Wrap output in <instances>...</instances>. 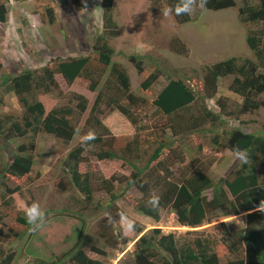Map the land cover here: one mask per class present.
<instances>
[{
	"label": "rangeland",
	"instance_id": "obj_1",
	"mask_svg": "<svg viewBox=\"0 0 264 264\" xmlns=\"http://www.w3.org/2000/svg\"><path fill=\"white\" fill-rule=\"evenodd\" d=\"M232 8L211 12L191 11V22L178 24L172 16L164 15L166 10L162 0H112L110 17L117 29V37L107 40L113 55L111 65L123 70L129 81V89L133 96L144 98L147 103L140 107H131V118L128 121L132 128L130 138L139 137L140 131L153 132L155 137L160 136L171 142V146L162 151L161 157L169 154V149L176 146L187 156L198 158L202 172L215 182L227 174L237 163L234 155L212 143L213 135H220L228 128H238L244 133H261L260 123L264 119V110L258 109L253 113L239 114L238 107L241 98L228 90L231 76L219 79L213 98L203 101L205 107L213 113H221L224 125L222 128L212 127L208 123L201 129L187 132L183 138H172L165 126L167 119L160 115L151 106L149 101L167 83L168 78H181L185 85L193 90H201V80L205 67L230 57L247 58L253 60L251 51L245 44V37L249 32H255L263 27L262 23H241L238 19L239 8L242 0H233ZM74 2L81 9L75 10ZM6 8V22L0 24V78L13 76L23 70L37 71L44 67L50 58L60 60L71 57H87L88 68L101 75L96 90L91 93L86 89V83L76 80L71 87H67L59 76L55 77L56 88H52L48 99H52L55 107L70 105L75 107L76 100L73 96H82L87 99L85 110L75 121V135L72 140L63 144L54 141L46 135L29 136L32 144V165L28 174L19 179H11L6 185L8 190L17 188L11 201L15 203L16 210H24L29 201L36 202L47 213V222L36 231L14 222V209L8 211L2 205L5 199H0V229L6 234L11 229L21 237L17 239L0 238V247L4 252H11V264H34V260L53 261L58 259L79 232L83 224L81 238L85 241L82 246L84 254L102 264H115L122 256L128 257L132 251V243L120 244L118 237L120 213H125L135 221V224L145 232L149 229H158L161 234L173 235L178 247L188 246L198 237L220 236L224 229L235 233L242 229L243 216H230L218 219L203 225L200 228L188 229L179 227L174 214L169 210L162 211L157 222L138 215L132 209L140 194L134 187H130L124 195L109 203V194L104 190L96 189L101 180L109 181L111 194L117 196L124 191V181L132 173L128 166L132 158H128L123 147L127 146L130 152L135 149L127 145L122 136L111 138L104 127L85 124L89 118L88 112L96 94H101L102 102L99 104L96 117L101 120L108 112L107 98L115 94L114 79L110 74V66L104 67L95 62L90 47L97 34L103 29L101 24L100 0H53L50 5L51 19L44 10H35L31 0H2ZM178 46L185 50V55H178L173 51ZM130 55L140 56L143 66H152L159 69L160 74L153 83L148 94L139 92L141 77L136 74L132 65L127 61ZM203 94L200 92V95ZM223 105L225 111L220 110L216 100ZM46 103V97L43 98ZM121 103L123 101L119 99ZM137 106V105H136ZM193 116L198 113V104L191 109ZM23 111L12 94L0 92V118L9 117L21 121ZM74 123V120L72 124ZM104 126V125H103ZM225 127V128H224ZM109 131V127H105ZM101 136L108 143L101 146L102 150L111 151L121 160L97 161L93 152L100 150L95 146L86 152L83 163L77 169L80 173L87 172L94 184L91 193V203L86 204L79 195L71 189L59 171V164L67 152L74 147L89 132ZM21 142L27 143L28 139L15 140L8 145L0 138V168L10 161V155L15 146ZM156 144H151L152 150ZM139 159L132 161L135 166L145 163L143 149L137 148ZM122 156L123 158H121ZM170 157V156H168ZM176 176L177 171L184 170L178 163L170 167ZM121 180V181H120ZM66 184V186H65ZM60 185H64V189ZM4 191V190H3ZM8 194V193H7ZM9 195V194H8ZM201 232V235L191 231ZM78 234V233H77ZM86 236L92 240L86 241ZM93 241V242H92ZM102 249L104 254L97 255L90 250V246ZM124 248L122 253L119 249ZM227 255L218 251V264H225ZM63 264H67L64 262Z\"/></svg>",
	"mask_w": 264,
	"mask_h": 264
},
{
	"label": "trees",
	"instance_id": "obj_2",
	"mask_svg": "<svg viewBox=\"0 0 264 264\" xmlns=\"http://www.w3.org/2000/svg\"><path fill=\"white\" fill-rule=\"evenodd\" d=\"M18 1V0H13ZM21 1V0H19ZM166 9H172L170 15L178 24L191 22L190 14L177 15L176 6L181 4V0H162ZM53 0H31L35 10H44L51 22L50 5ZM112 0H100L101 10V33L95 36L90 51L94 60L101 66H110V74L114 79L115 94L107 98V114L98 120L99 104L102 102L101 94H96L89 109V118L85 120L87 126L103 128L111 138L120 137L126 139L127 145L135 147L129 151L127 146L123 147L128 158L137 161V148L143 149L145 163L138 167L127 162L132 173L124 181V191L114 196L111 194L109 181L101 180L96 189L104 190L109 194V203L122 197L124 192L130 187H134L140 194L132 209L140 216L157 222L160 213L169 209L175 216L179 227L200 228L218 219L228 218L244 214L242 229L235 233L224 229L218 236H198L194 238L190 245L178 247L171 234H161L158 229H149L143 233L142 229L135 224V231L125 236L121 228L118 237L122 245L132 243V251L128 257L122 256L115 264H218V251L227 255L225 264H264V211H259L261 201H264V119L260 123L261 133H244L238 128H228L222 130V142L219 143L220 135H213L211 141L214 145L226 149L234 155L236 148L247 149L251 165H236L224 176L213 182L200 168L198 158L187 156L178 146L169 149V154L161 157L162 151L171 146L172 141L165 140L162 132L160 136L147 131H140L139 137L130 138L132 128L128 121L134 123L131 118V107H142L147 101L132 95L129 89V81L123 70L111 65L110 59L113 55L112 49L108 46L107 40L117 37V29L110 17ZM233 0H208L206 10L194 7L195 13L202 11H221L232 8ZM76 11L81 8L74 2ZM6 8L0 0V24L5 23ZM238 19L241 23H262L263 27L255 32H249L245 37V44L253 55V60L247 58L230 57L228 59L211 64L205 67L201 90H193L185 85L184 81L176 78H168L167 83L149 101L151 106L160 115L166 117L165 126L169 130L172 138H183L187 132L197 130L202 134L201 127L208 123L212 127L222 128L224 125L221 113L209 111L203 101L213 98L216 84L219 79L231 76L228 90L241 98L238 107L239 114H248L264 110V0H242L239 8ZM173 51L178 55H185V50L175 46ZM127 61L132 65L136 74L141 77L139 92L146 95L150 86L156 82L160 71L156 67L143 66L140 56L130 55ZM87 57H71L63 60L50 58L48 62L37 71L23 70L13 76H3L0 78V92L12 94L17 97L23 116L21 121L12 120L9 117L0 118V138L8 145L15 140L28 139L27 143L21 142L15 146L10 155V161L1 165L0 168V199L7 210L14 209V222L27 230L30 226L27 223L24 210H16L15 203L11 201L13 190L7 189V184L11 179H19L28 174L32 165V144L29 136L46 135L54 141L63 144L69 143L75 135V121L85 110L88 102L82 96H73L75 107L64 106L55 107L52 99L48 95L52 88H56L55 77L59 76L67 87H71L76 80L86 83L88 92L93 93L99 84L101 75L88 68ZM200 92L203 94L200 95ZM46 97L47 102L43 101ZM121 99L123 103L119 101ZM220 99L216 100L220 110L225 108ZM198 104L197 115H192L191 110ZM137 105V106H136ZM74 120V123L72 124ZM104 125V126H103ZM109 127V131L105 128ZM225 128V127H224ZM90 142L86 147L82 144V139L72 147L59 164V171L66 180V184L73 189L82 201L91 203V193L94 184L91 182L87 172L80 173L78 165L83 163L86 152L93 147L100 150L93 152L97 161H119L117 155L111 151L102 150L101 146L108 143L101 136ZM156 144L150 150L149 146ZM170 156V157H168ZM123 158L122 156H120ZM177 162L179 167L176 176L170 170V166ZM121 181V180H120ZM65 184V186H66ZM64 189V185H60ZM4 190V191H3ZM9 195H8V194ZM155 193L160 197L159 207L153 210L148 205L150 196ZM31 201L25 206H30ZM120 220V217L117 221ZM83 224L79 232L75 231L76 237L68 249L60 254L58 259L53 261L34 260V264H102L98 260L88 258L82 251L84 240L81 238ZM191 231L201 235V232ZM7 233H2L0 238L17 239L20 234L8 229ZM78 233V234H77ZM86 241H91L86 236ZM93 242V241H92ZM90 250L97 254H104L102 249L90 246ZM124 248L119 249L122 253ZM13 254L4 252L0 247V264H11Z\"/></svg>",
	"mask_w": 264,
	"mask_h": 264
},
{
	"label": "clouds",
	"instance_id": "obj_3",
	"mask_svg": "<svg viewBox=\"0 0 264 264\" xmlns=\"http://www.w3.org/2000/svg\"><path fill=\"white\" fill-rule=\"evenodd\" d=\"M207 3L208 0H181V4L176 6L175 12L177 15L189 14L194 9V7H199L202 10H206ZM171 11L172 9H166L163 14L169 15ZM96 139H97L96 134L90 131L85 137L82 138V144L87 147L90 144V142ZM234 157L241 164L251 165L252 163L247 149L236 148L234 151ZM159 200L160 197L155 193H153L148 200V205L153 210H156L159 207ZM258 210L264 211V201H261ZM24 212L27 223L29 224L31 231H36L42 228L44 224L47 222V213L43 211L40 205L36 202H33L30 206L26 205L24 208ZM119 215H120L119 223L122 233L125 236L132 234L135 231V221L130 217H128L123 212H121Z\"/></svg>",
	"mask_w": 264,
	"mask_h": 264
},
{
	"label": "crops",
	"instance_id": "obj_4",
	"mask_svg": "<svg viewBox=\"0 0 264 264\" xmlns=\"http://www.w3.org/2000/svg\"><path fill=\"white\" fill-rule=\"evenodd\" d=\"M244 225V224H243Z\"/></svg>",
	"mask_w": 264,
	"mask_h": 264
}]
</instances>
